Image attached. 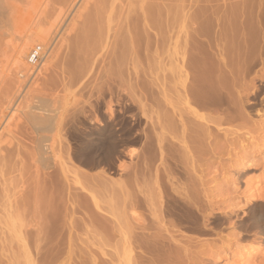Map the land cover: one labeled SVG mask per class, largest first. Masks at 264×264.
<instances>
[{"label":"bare ground","instance_id":"6f19581e","mask_svg":"<svg viewBox=\"0 0 264 264\" xmlns=\"http://www.w3.org/2000/svg\"><path fill=\"white\" fill-rule=\"evenodd\" d=\"M69 1L73 9L80 2L83 3V0ZM10 5L7 0H0V10H10ZM243 7L242 9H245ZM45 9V0L42 2L36 0L23 11L25 13L22 14L20 11L17 16H8L0 24V52L9 64L3 75L7 79L14 77L16 83L13 94L7 97L5 108L8 115L4 126L0 127V144L4 133L11 134L13 129H17L18 122L22 121L31 126L35 138L29 146L30 160L31 166L33 165L36 171L35 174L42 173L52 178L56 189H59L60 183L62 184L60 180L65 178L64 182L66 180L68 182L69 178L66 176L71 174L72 179L70 176L69 182L78 187L75 190L79 198L88 200L86 196L90 194L91 197L89 195L88 197L93 201L94 208L86 207L87 216L92 219V223L100 232L114 233L112 236H117L120 242V246L115 250L118 261L116 264H143L140 261L142 255L169 258L178 254L177 251L180 249L177 248L180 247H172L165 240L168 237L174 239L176 237L174 234L178 232L199 233L194 226L199 215L203 213V208L206 207L202 206L203 191L199 190L200 183H197V178L192 172L195 171L200 154L203 151H210V139L214 128L212 129L213 120L200 115V111L226 103L227 98L222 93V89L216 88L208 78L213 69L209 49H198L199 43L193 40L196 38L192 39V43L197 44L196 47L191 45V41L190 44H186L184 33L189 28L184 27L183 22V26L181 22L177 23L179 29L175 33L171 32L174 27L170 24V28H173H169L171 31L167 32V36L153 34L156 36L154 37L151 34L153 36L151 37L150 29L157 27L153 19L148 16L151 13L155 14L156 11L151 12L155 8L146 7L144 9L145 13H149L148 16L142 9L140 11L144 14L140 13L139 17L138 14L137 17L126 16L128 20L133 17L132 22L136 20V25L130 23V20H124L123 17L126 26L130 25L129 29L123 33L117 27L113 33L109 30L112 35H109L108 31L103 41L99 39V44L93 43L90 49L84 50L77 56L71 66L70 85L71 87L81 85V88L88 89L87 96L79 100L72 92L68 105H63L57 98L33 96L32 91L29 90L31 83L38 79L42 71L47 70L48 65H45L52 61V45L55 42L52 41L51 44L48 42L53 36L56 22H44L45 19L43 20L42 17L46 12ZM146 9L151 10V13ZM236 9L232 13L235 12L237 16L233 13L230 17H236L238 21L236 27L241 28L238 27L239 30L236 32L241 30L245 44L250 42L247 37L253 38L257 34L256 28L254 30L253 27L251 31H256V33L252 31L255 36L251 35L252 32H247L250 30L248 28L250 22H253L249 19L254 18V25H258L261 16L253 11L251 12L253 17L249 16V18L248 8L249 12L246 9L243 11L240 8ZM158 11L161 12L159 7ZM157 14L158 12L155 15ZM160 15L162 16L163 13ZM160 15L158 14L159 17L156 18L163 27L165 20L160 21ZM174 18V21L179 22L177 17ZM197 18L196 22L199 21ZM224 18H222L224 21L221 20L222 23H226L225 19H231L227 18V15ZM193 20L195 21L194 18ZM166 21L164 25H167ZM221 22L217 25H221ZM228 22L232 29L235 23ZM132 24L137 26L135 30H132ZM179 25L183 28L181 29ZM229 26H225L228 27L226 29L222 27V30L224 28L227 32ZM164 28L168 31L167 26ZM234 28L232 31L235 32L238 28L235 30ZM183 29L184 43L188 46L181 47ZM239 38L237 37L238 42H240ZM36 46L43 48V52L38 65L33 67L29 65L28 58L31 50ZM152 47L154 50L160 47L168 48L171 53L169 60L172 63L167 70L169 73L166 79L172 86L178 84L183 94H157L154 91L151 93V90L149 94L148 89L151 85L146 86L147 81L146 83L141 81L143 77L140 76L138 65L141 64L139 62L141 53L144 56L141 59L147 64L150 63L147 52ZM198 47L204 48L200 44ZM250 57L249 60L254 58L250 59ZM143 67L146 66L143 64ZM144 69L143 71H146ZM26 76H29V79L24 81ZM261 86H264L263 82ZM124 158L128 160V172L116 173V170L114 171L116 163L122 164ZM120 166L118 165L117 168ZM70 170H73L72 173ZM58 173L63 175L59 176ZM87 173L97 174L95 176L98 177L94 179L102 177V181L107 176L112 178L117 174L119 180L107 185L109 179L103 182L97 179L94 181L93 177L85 175ZM82 177H89L90 180L87 178L88 181L85 182V178ZM87 184L91 186L88 187ZM66 185L62 187L67 189ZM24 188L27 187L24 185ZM95 194H98V198ZM101 194H104L102 195L105 196L104 200L107 197L106 204L108 201L110 204V210H107V206L104 208L107 213L98 205L103 199ZM17 198H13L12 202H8L9 204L0 209L2 216L0 259L5 260L7 264H42L45 259V264H51V251L54 253L53 241L58 230H55L53 221L40 218L34 208H26L27 206L20 204ZM96 198L100 201L98 202ZM100 213L109 215L110 220L113 219L112 222L107 219L102 220L103 215ZM61 228L63 227L59 228L60 238L64 236L61 237L63 233ZM254 240L264 249V240L260 238ZM45 250L46 253L42 255L41 252ZM248 250L244 246L240 249L242 255Z\"/></svg>","mask_w":264,"mask_h":264},{"label":"rangeland","instance_id":"374dc122","mask_svg":"<svg viewBox=\"0 0 264 264\" xmlns=\"http://www.w3.org/2000/svg\"><path fill=\"white\" fill-rule=\"evenodd\" d=\"M7 1L11 4V7L10 10H0V24L8 16H17L18 12L25 13L23 11L27 10L31 3L36 0ZM69 2V0H45L46 12L42 18L47 23L56 22V28L52 34L53 36H51L54 39L50 38L48 42L49 44L52 41L55 43L52 45V61H50V64L45 65H48L47 70L42 71L33 83H31L33 78L30 81L29 90L32 91L33 96L47 99L57 98L59 103L63 105H68L72 92L76 94L79 100L86 97L88 89L81 88V85L76 87L70 85L71 66L75 63L77 56L84 50L90 49L93 43L97 45L99 44L98 41H103L109 30L113 33L117 27L123 33L129 29L130 25L129 27L126 26L127 23L122 18L125 17L126 19H123L130 20L131 23L133 17L129 20L127 17L129 18L130 15L137 17V14L139 17V15L145 13L144 8L147 7L149 9L155 8L152 11L146 9L148 12L156 11L159 15L163 13L162 16L160 15V21L167 20V25H164V21L162 27V25H159L161 22L159 23L158 18H156L158 14L152 15L150 12L151 15L148 16L149 13L146 12L147 14H145L153 19L157 27V29H150V35L167 36L173 27L171 32L175 33L179 29L177 23L181 22V25L184 23V27L189 28L186 31L184 29L187 28L181 30V47L190 44V41L192 43V39L196 38L193 40H196V43H199L205 49L198 47L199 44H194V41L191 44L193 47L197 45L198 49H209L213 69L208 78L216 88H221L225 98L227 97L225 99L226 103L217 104L200 111V115L213 120V126H211L214 129L210 139V151H203L200 154L196 161L195 171L192 172V175L197 178V183L201 185H198L199 190L203 191L201 192L202 206H206L205 208L202 207L203 213L199 215L194 226L199 233L182 232L181 234V232H178L174 234L177 237H174V239L166 236L168 237L165 240L167 244L172 247H180H176L177 250L180 249L177 251L178 254L169 258L142 255L140 261L143 264H264V249L261 246L259 247L254 240H258V238L264 240V86H261V82L264 83V0H83V3L80 2L75 9L72 8V5H69ZM241 6H244L243 8L248 12L250 10L248 17H253L251 15L253 11L256 12H254L255 14L259 13L262 17H260V24L258 25H254V18L251 20L250 17L248 18L249 21L253 22H250L251 24L248 26L250 30L248 29L247 32H252L253 27V29L256 28L257 34H255L256 31H253L255 33L252 32L251 35H256L253 37L254 40L247 37L250 42H245V44L243 37H241V30L238 31L239 33L236 32L240 28L239 26V28L236 27L238 25L236 24L238 22L236 17H230L233 16V13L237 16L235 12L232 13L234 9L237 10L236 8H240L242 11L245 10ZM158 7L161 12L158 11ZM13 9L17 10L14 11ZM141 9L144 13L140 11ZM240 10L238 9V11ZM226 15L227 18H235L236 20L225 19ZM174 17H177L179 22L174 21ZM170 18H173V20H170ZM196 18L199 21L196 22ZM222 18L229 21L228 23L231 21V24L235 23L234 26L230 24L232 29L227 21L226 23L221 22ZM129 22L128 24H130ZM135 22L136 20L132 23L136 25ZM220 22L221 25L218 26L217 24ZM119 23L120 27H118ZM134 24L131 25L132 30L137 27ZM170 24L173 27L170 28ZM223 24L229 26L230 29H227V32H225V29L228 27L225 28L227 25L223 26ZM164 26H167L168 31H165ZM222 27L225 28H223L224 31ZM233 27H235L234 30L238 29L234 32L232 31ZM94 30L97 31L93 32ZM110 31L108 34L112 35ZM247 32L245 33L247 34ZM183 33L186 37V44L184 43ZM152 35L151 37L154 36ZM237 37L241 44H238L240 42H238ZM94 39H96L95 42ZM160 48L154 50L152 47L148 50L147 57L149 56L148 60L150 62L148 64L141 59L144 58L141 53L139 58L141 61L139 62L142 65L140 63L138 65L140 76L144 78L140 77L141 81L144 83L147 81L146 86H154L153 89L148 86L149 94L153 91L157 94H183L178 84L172 86L168 83L169 80L166 78L169 73L167 70L172 63L169 60L171 53L167 47ZM258 51L260 55L257 53ZM249 57L250 59L254 57L252 58L254 63L249 60ZM157 59H159L158 62ZM249 61H252L253 64ZM143 64L146 67H143ZM8 65L0 52V114H3V117L0 115V127L4 126L8 115L5 108L7 97L13 94L16 87L14 77L7 79L3 75ZM220 66L222 69H220ZM142 67L146 71H143ZM215 67L220 70L214 69ZM144 75H147V78ZM28 79L29 76H26L24 81ZM148 82L150 83L148 84ZM173 98L176 99V97ZM34 138L35 134L31 126L22 121L17 123V129H13L11 134L4 133L1 137L0 209L2 206L9 204L8 202H12L13 198L18 197L17 201L20 204L27 206L26 208L29 209L34 208L33 210L37 212L40 218H47V221L50 222L53 221L52 224L54 223L55 230L58 231L55 233V240L53 241L54 253L51 251L53 248L50 250L51 264H116L118 261L115 250L120 246V242L117 236H112L114 233L100 232L98 227L92 223V219L87 216L86 207L91 208L92 206L94 208L93 201L88 197L90 194L86 193L88 194L86 196L88 200L85 199L86 201L79 198L78 192L75 190L78 187L69 182L72 179L71 174V179L70 176H66L69 178L68 182L67 180L64 182V176L60 180L62 184L67 182L66 184L70 186L67 187L66 184L62 185L60 183L59 189L54 187L52 178L42 173L35 174L36 171L33 165L31 166L29 147ZM123 160V165L121 162L116 163L114 169L116 173L128 172V160L125 158ZM118 165L121 166L117 168ZM58 170L60 171V168ZM72 171L70 170L71 173ZM85 175H89L93 179L98 177L95 176L97 175L95 173ZM89 177L82 178H85L84 181L86 182ZM107 177L103 178V181L110 180H107V185L119 180L117 174L112 178ZM99 178L101 179H96L103 182L102 177ZM24 185L27 188H24ZM64 185L67 189L64 188ZM87 185L88 187L91 186V184ZM21 186L23 192L22 188L20 189ZM97 193L100 195L99 192ZM98 194H95V196L97 197ZM101 196L99 199L103 197ZM104 197L102 201L98 200V197L96 200L100 201L99 207H103L100 209L106 212L104 209L106 206L107 210L111 208L109 209V201L106 204L107 197L105 200ZM41 212L44 214H41ZM100 214L103 215L102 220L107 219L112 222L113 219L110 220L109 215ZM1 219L0 214V221H2ZM60 226L64 229L63 231L61 228V233L63 232L61 237L64 235L62 238H60ZM243 246L249 249L248 255L247 253L242 255L240 249ZM60 250L64 251L59 252ZM41 253L44 255L46 250ZM45 263V259H43L42 264ZM0 264L7 263L5 260L0 259Z\"/></svg>","mask_w":264,"mask_h":264},{"label":"built area","instance_id":"2783aa9c","mask_svg":"<svg viewBox=\"0 0 264 264\" xmlns=\"http://www.w3.org/2000/svg\"><path fill=\"white\" fill-rule=\"evenodd\" d=\"M41 54H42V48L40 46L34 47L29 54V58H28L29 65L33 67L37 66L40 61Z\"/></svg>","mask_w":264,"mask_h":264}]
</instances>
